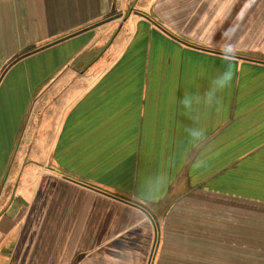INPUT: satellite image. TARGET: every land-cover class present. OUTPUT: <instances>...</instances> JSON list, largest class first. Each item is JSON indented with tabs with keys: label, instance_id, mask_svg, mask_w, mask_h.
Returning a JSON list of instances; mask_svg holds the SVG:
<instances>
[{
	"label": "crops",
	"instance_id": "crops-1",
	"mask_svg": "<svg viewBox=\"0 0 264 264\" xmlns=\"http://www.w3.org/2000/svg\"><path fill=\"white\" fill-rule=\"evenodd\" d=\"M3 147L0 264H218L264 219V0H0Z\"/></svg>",
	"mask_w": 264,
	"mask_h": 264
},
{
	"label": "rangeland",
	"instance_id": "rangeland-1",
	"mask_svg": "<svg viewBox=\"0 0 264 264\" xmlns=\"http://www.w3.org/2000/svg\"><path fill=\"white\" fill-rule=\"evenodd\" d=\"M150 1V0H149ZM73 21L76 22L78 20V16L73 10ZM137 12H143L140 9L136 10ZM129 12H131L129 10ZM95 13L94 6H89V8L85 11H81L80 15L83 18H87V16L92 15ZM82 20V19H79ZM49 111L47 106H41L37 109L31 116L26 125V134L25 137L22 139L21 146L18 148L17 153L14 155V161L11 164V172H9L8 178L14 179L18 178L21 175L22 170L27 165L32 164L34 161H42L44 158L47 157V151L49 146L51 145L56 127L58 128L59 121L55 124L52 122L50 123L53 128L51 132V136H49V128H48V118H49ZM10 138V137H9ZM8 140V139H6ZM12 140V139H9ZM2 153H0V166L3 165V161L8 158V150H4V147L1 149ZM3 179V177H1ZM0 178V179H1ZM6 178V175H5ZM1 179V180H2ZM0 180V181H1ZM3 188V189H2ZM0 192L4 189L11 191L12 186H2ZM5 191V190H4Z\"/></svg>",
	"mask_w": 264,
	"mask_h": 264
},
{
	"label": "trees",
	"instance_id": "trees-1",
	"mask_svg": "<svg viewBox=\"0 0 264 264\" xmlns=\"http://www.w3.org/2000/svg\"><path fill=\"white\" fill-rule=\"evenodd\" d=\"M232 221L239 226V218ZM221 238L222 245L228 242V248L217 250L218 264H264V219H250L249 233L243 234L237 228L229 237L222 234Z\"/></svg>",
	"mask_w": 264,
	"mask_h": 264
},
{
	"label": "clouds",
	"instance_id": "clouds-1",
	"mask_svg": "<svg viewBox=\"0 0 264 264\" xmlns=\"http://www.w3.org/2000/svg\"><path fill=\"white\" fill-rule=\"evenodd\" d=\"M228 51H231V49H228ZM228 79H230V77H229L228 74H226L225 77H224V80H228Z\"/></svg>",
	"mask_w": 264,
	"mask_h": 264
},
{
	"label": "water",
	"instance_id": "water-1",
	"mask_svg": "<svg viewBox=\"0 0 264 264\" xmlns=\"http://www.w3.org/2000/svg\"><path fill=\"white\" fill-rule=\"evenodd\" d=\"M166 32V31H165ZM167 33V32H166Z\"/></svg>",
	"mask_w": 264,
	"mask_h": 264
}]
</instances>
